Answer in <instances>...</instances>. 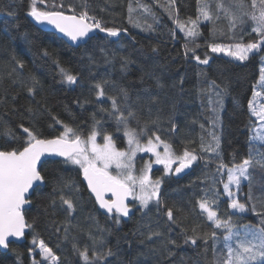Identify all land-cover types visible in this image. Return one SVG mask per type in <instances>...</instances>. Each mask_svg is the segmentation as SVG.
Returning <instances> with one entry per match:
<instances>
[{"label":"trees","instance_id":"1","mask_svg":"<svg viewBox=\"0 0 264 264\" xmlns=\"http://www.w3.org/2000/svg\"><path fill=\"white\" fill-rule=\"evenodd\" d=\"M30 2L31 0H0V7L10 6L16 10L15 17L7 15L6 11H0V149L23 145L26 134H22V129L19 127L21 124L34 130L42 139H51L60 135L63 126L56 124L52 119L53 116L73 127L86 138L91 131L94 112L97 114V120L102 116L105 117L103 131L99 136L103 137L105 132L109 133L113 136L116 146L119 149L124 148L126 138L123 130L117 132L114 122L108 121L106 113L99 111L101 105L97 103L95 94L91 90L92 85L107 76L118 85L129 86L133 97L137 90L149 88L153 95L160 96L161 103L153 105L151 113L146 108L140 109L141 124L149 118H154L157 115V108H161L162 139L169 142L177 154H182L187 149L205 157L195 162L183 177L173 178L170 175L165 177L162 184L165 204L173 208L181 227L187 229L189 235L192 234L193 227H198L202 238L198 240L197 245L185 244L183 236L180 235V227L171 225L173 231L167 232L165 225L168 222L164 214L167 207L161 208L157 213L153 205L149 213L153 219V227L158 220L165 236L177 239L178 246H170L172 255H168L167 252L161 251L164 246L161 240L154 238L151 242L140 244V238L132 234L141 226L142 220V213L138 210L139 205L136 202L129 205L132 209L130 218H123L120 225H115L107 215L97 209L95 200L92 197L89 199L90 194L85 188L78 168L61 165L60 171L57 172L54 171L55 165L44 163L42 170L46 172V183L37 191H33L29 197L31 205L25 212V218L28 223L33 224V228L28 229L23 243H10L7 252L0 251V264H32L34 260L40 264L43 260L39 248L41 240L59 257L60 264H83L73 252V237L81 248L86 244L89 245L90 254L91 241L87 233L92 231L98 235L97 224L101 228L108 227L112 230L108 239L109 246L113 247L114 251L117 241L121 240L119 258H110L113 264H196L197 261L199 264H210L213 258L210 233L213 228L206 216L200 214L196 201L203 194V190L209 187L206 174L211 176L215 173L218 161L213 158L208 163L206 159L208 154L200 151L201 137L208 139L213 118V113L208 108L207 97L202 96L200 90L207 89L213 80L221 86L225 83L230 86L228 95L224 97L223 108L219 111L220 123L216 131L220 135V152L224 163L230 166L233 159L239 163L248 154L251 126L255 122L248 101L252 99V92L260 76V56L241 64L222 54L211 53L207 47L208 43L230 44L235 41L229 39L226 34L227 20L222 19L218 22L223 32L217 31L214 34L210 31L212 24L202 21L199 27L201 35L196 41L200 47L196 48V54L201 58L207 54L211 59L208 65H197L196 61L191 59V53L185 56L184 34L176 28L165 10L168 0H45L42 5L37 2V6L42 10H58L71 15H79V12L84 10L82 5L86 2L89 15L100 20L102 26L121 30L119 38H106L105 33L98 31L94 33L93 39L87 44H80L79 47L37 26L27 15ZM250 2L251 0H245V3L250 4ZM225 3H228V0H225ZM130 4L134 9L132 22L129 21ZM141 4L151 8L152 16H147L145 19L147 14L139 7ZM177 14L181 20H187L188 17L195 18L196 0H175L173 15ZM137 23L142 27L153 23L154 27L145 31L142 27H137ZM251 26L250 20L243 26L245 43L256 38V34L251 32ZM5 31L7 35L4 34ZM25 32L29 34L28 40L22 38L21 34ZM172 32L176 33L175 39L172 38ZM236 32L239 39L241 26L238 25ZM111 40H117V43H109L108 41ZM121 45L123 48L120 47ZM153 46L158 48L157 53L151 51ZM101 48L109 52L118 49L119 54L109 64L105 62ZM43 49L48 51L47 57L43 56ZM120 55L129 56L134 61L129 65L126 73L120 71ZM89 57L93 60L90 61ZM20 60L25 65L22 70L17 68L16 64ZM55 61H59L60 66L72 74L78 75V84L68 85L62 82ZM14 68L16 71H13ZM17 72L22 74L17 75ZM145 73L152 75H145L144 83H141L140 77ZM33 75L39 80L34 95L27 91V87L31 85L30 77ZM155 77L160 78L162 89L156 87ZM181 79H183L182 84ZM258 89H261L260 86ZM106 91L109 95L115 94L111 86L107 87ZM102 106L108 108L110 101L105 100ZM29 108L33 109V113L28 111ZM170 119L171 123L177 125L174 133L170 131ZM8 129L14 131L18 139L6 140L5 133ZM146 139L147 137L143 138L142 142ZM253 148H259V151L264 152V146L253 145ZM65 168L68 170L64 171ZM61 174L65 178H74L81 188L79 194L81 203L77 205L72 218L71 235L67 241L63 239L62 227L59 232L52 227V221L59 224L66 219L58 199L55 208L51 205L50 194L53 184ZM252 174L254 198L249 200L247 183L237 196L240 202L247 206L248 210L244 214L229 209L222 185L215 186L221 193L218 215L226 217L227 214H232L234 218L242 216L239 221L241 224L259 223L260 216L264 215V168L256 167L252 170ZM151 176L153 178L163 176L161 167H154ZM217 179L220 177L217 176ZM224 179L226 180V173ZM216 231L219 239L222 240L221 230ZM205 233L209 234L206 251L203 239ZM125 234L128 235L131 246L121 239ZM150 249H156V252L153 253ZM43 264L50 262L43 261Z\"/></svg>","mask_w":264,"mask_h":264},{"label":"snow or ice","instance_id":"2","mask_svg":"<svg viewBox=\"0 0 264 264\" xmlns=\"http://www.w3.org/2000/svg\"><path fill=\"white\" fill-rule=\"evenodd\" d=\"M44 4L45 0H31L27 15L30 16L37 25H51L69 41L76 43L79 47L80 42L87 44L93 39V31L98 29L99 32L105 33L106 38H119L120 29L112 27H104L100 20L89 15L87 11V3L82 7L84 10L79 15H65L64 12L58 10H42L37 6ZM197 14L195 18L188 17L187 20H181L177 15H173L175 8V0H168L165 10L172 19L173 24L185 38V56L191 53V59L195 60L197 65H208L210 57L206 54L201 58L196 54V48L200 47L196 43L197 38L201 35L199 27L202 21L212 24L210 31L214 34L217 31L223 32L218 22L222 19L227 20L228 38L235 42L230 44L208 43L207 47L211 53L223 54L225 57L231 58L232 61L243 64L250 59L260 56V76L259 86L264 90V0H251L250 4L245 0H196ZM55 7V6H54ZM143 13L152 16V10L145 4L139 5ZM0 11H6L7 15L15 17L16 10L10 6L0 7ZM134 9L129 5V21L132 22V13ZM155 21V17L153 16ZM252 22L251 32L256 34L254 40L243 42V27L246 22ZM241 26V35L237 39V27ZM137 27H142L139 23ZM153 23H148L142 30H152ZM7 35V31L4 33ZM22 38L28 40L29 34L22 33ZM172 38H176V33L172 32ZM109 43H117V40L108 41ZM195 45V47H190ZM123 48V45L120 46ZM151 51L158 52V48L153 46ZM106 63H112L119 54L118 49L109 52L105 48H101ZM44 57L49 55L46 49L42 50ZM15 59V56H13ZM92 61L93 58L89 57ZM59 69V75L62 82L68 85L78 84V75L72 74L67 69L60 66L59 61H55ZM134 61L129 56L120 55V71L128 72L129 65ZM17 68L23 69L24 62L17 61ZM13 71H16L14 68ZM22 73L17 72V75ZM145 75L142 74L140 82L144 83ZM31 85L27 87L29 94L36 91L39 80L36 76H31ZM156 87L162 89L160 78L155 77ZM183 79H181V84ZM111 86L115 94L109 95L106 88ZM175 86V85H173ZM96 97V101L101 107L99 111L106 113L107 120L114 122L116 131L123 130L126 138L127 148H117L113 136L109 133L103 134V144L97 143V137L103 131V123L105 117L96 119V112L92 114V127L87 137H83L76 129L64 124L63 121L55 116L52 119L56 124L63 126L60 135L51 139L40 138L39 135L29 127L21 124L22 134H26V139L20 147L11 149H0V249H8L10 237L20 239L25 236V230L33 228V224L28 223L25 218L26 205L30 204V195L32 191H37L46 183V172L42 170L44 163H52L56 166L54 171L59 172L60 166L72 165L79 169V175H82L83 181L86 182L87 190L91 197L95 198V204L99 209L103 210L107 218L115 225H120L123 218H130L131 210L128 200L131 198L139 205V211L142 213L141 226L133 231V235L137 236L140 244L153 241V239L161 240L164 244L162 252L172 255L170 246H178V240L170 236H165L164 231L160 229L159 221L153 227V219L149 216L153 205L157 209V213L163 207H167L163 199L162 184L165 177L170 175H179L186 169L193 166L199 159L205 158L198 156L195 151L185 149L182 154H177L172 145L162 139L160 127L162 112L161 108H157V115L149 118L143 124L140 122V109L146 108L149 113L152 111L153 105L161 103L158 94L153 95L149 88H142L136 91L135 97L129 86L118 85L116 81L109 77H103L92 85L91 89ZM230 86L225 83L223 86L217 84L215 80L211 81L207 89H201V95L207 97L208 108L213 113L211 120V131L208 133V139L201 137L202 153H207V162L212 159L218 161L215 173L207 176L209 187L203 190V194L197 199L196 203L200 209L201 215H206V219L210 222L213 231L210 233L211 248L213 258L210 264H264V215L260 216L259 223L253 225L251 223L241 224L239 221L242 216L234 218L232 214L226 217L218 215V204L221 193L216 190L217 184L222 185L223 195L227 197V206L235 213L244 214L247 212L245 203L240 202L237 198L242 186L247 183L249 192V200L254 197L252 195L253 174L252 170L256 167L264 168V152L259 148L254 149L253 145L264 146V103H258L257 100L264 92L253 90L252 99L248 101V107L251 116L255 117L257 127L253 130L249 138V150L245 158L239 163L233 159L231 165L224 163L220 152V135L216 128L220 123L219 111L223 108L224 97L228 95ZM105 100L110 101V106L104 108L102 105ZM79 103V101H75ZM28 111L33 113V109ZM171 123V119L169 120ZM203 128V125H201ZM177 125L171 123V132H175ZM147 137L146 142H142ZM7 139H18L15 132L8 129L5 133ZM162 146L163 151L157 149ZM137 153H151L155 158L152 161H146L143 168L139 170V174L135 169V158ZM44 158V159H42ZM50 158V159H49ZM62 158V159H57ZM162 165L164 174L153 180L150 176L152 165ZM173 165H176L173 171ZM115 169V172L112 171ZM68 169L65 168L64 171ZM75 169H73L74 171ZM226 173V180L224 175ZM217 176L220 179H217ZM81 188L79 182L74 178H65L62 174L58 176L53 184L51 196V205L55 208L57 199L60 203L61 211L65 214V221L57 223L52 221V227L57 232L63 228L64 237L67 241L71 235V222L77 210V205L81 203ZM75 193L76 195H72ZM182 211V209H181ZM167 217L165 228L167 232L173 231L171 225L180 227V235L183 236L185 244L197 245L198 240L202 237L199 235L198 227H193L188 234V230L181 227L174 215L172 207H167L164 213ZM221 230L222 240L219 239L217 231ZM95 234L92 231L87 233L88 239L91 241V252L89 254V245L81 248L73 237V252L78 256L83 264H113L110 258L120 256V243L117 241L115 251L109 246L108 237L112 230L108 227H99L97 224ZM207 233L203 239L206 245L209 243ZM123 242L129 243L128 235L125 234L121 238ZM33 243H36L35 237ZM219 244V246H218ZM40 255L43 261H49L50 264H60L59 257L54 254L50 247H47L43 240L39 242ZM155 253L156 249H150ZM144 255V253H140ZM32 264H37L34 260ZM199 264V261L196 262Z\"/></svg>","mask_w":264,"mask_h":264},{"label":"rangeland","instance_id":"3","mask_svg":"<svg viewBox=\"0 0 264 264\" xmlns=\"http://www.w3.org/2000/svg\"><path fill=\"white\" fill-rule=\"evenodd\" d=\"M223 55V54H222ZM259 75H260V73H259ZM258 81H259V79H258ZM258 81H257V84H256V88H255V90H257V91H262V92H264V90H262V89H258V87H259V83H258ZM257 102L258 103H264V95H262L260 98H258V100H257ZM253 118H255V117H253ZM257 127V124H256V119H255V122H254V124L251 126V134L250 135H252V133H253V130L255 129ZM103 137H100V136H98L97 137V143H100V144H103ZM144 142H146V141H144ZM118 148V147H117ZM127 148V143H126V141H125V147L124 148H120V149H126ZM158 151H163V147L162 146H160L158 149H157ZM155 158L152 156V154L151 153H137V155H136V158H135V169H136V173L137 174H139V170L141 169V168H143V166H144V164H145V162L146 161H152V160H154ZM175 165H173V167H174ZM154 167H161V169H162V174H164V170H163V166L162 165H156V164H154L153 163V165H152V169L154 168ZM112 171L113 172H115V169H112ZM152 172V171H151ZM151 172H150V176H151ZM151 178L153 179V180H155L156 178H153V176H151ZM243 188L245 187V184L242 186ZM242 189V188H241ZM137 203V202H136ZM130 204H135V201H133L131 198H129V205ZM138 204V203H137ZM130 210H132L131 208H130ZM206 216V215H205ZM247 219H248V221H250V218H249V216H247Z\"/></svg>","mask_w":264,"mask_h":264},{"label":"water","instance_id":"4","mask_svg":"<svg viewBox=\"0 0 264 264\" xmlns=\"http://www.w3.org/2000/svg\"><path fill=\"white\" fill-rule=\"evenodd\" d=\"M65 15H71V14H66V13H64ZM31 20L36 24V22L31 18ZM37 25V24H36ZM37 26H39L41 29H43V30H45V31H49V32H53L54 34H56L58 37H60L61 39H63V40H65L67 43H69V44H71V45H73V44H76V43H73V42H71V41H69L68 40V38L67 37H65V36H63V34L62 33H59L53 26H51V25H37ZM99 30L98 29H96V30H94L93 31V34L92 35H94V33H96V32H98ZM80 44H84L83 42H80ZM79 44V45H80ZM42 159H44V158H42ZM50 159V158H49ZM57 159H62V158H57ZM176 166V165H175ZM175 166L173 167V171H174V168H175ZM190 171V168L189 169H186L183 173H181V174H179V175H172L173 176V178H180V177H183L184 175H186V173H188ZM81 179L83 180V177H82V175H81ZM84 182V181H83ZM84 184H85V188L87 189V185H86V182H84ZM88 191V190H87ZM33 193V191L31 192V194ZM90 194V193H89ZM31 196V195H30ZM93 198V200H95V198L94 197H92ZM128 202H129V200H128ZM31 205V202H30V204L29 205H26L25 206V208L27 209V207H29ZM96 207H97V209L101 212V213H103V214H105L104 213V211L103 210H101V209H99V207H98V205H96ZM106 215V214H105ZM124 219H126V218H124ZM28 232V229H26L25 230V234ZM10 239V241H12V243H23L25 240H26V235L24 236V237H22V238H20V239H17V238H14V237H10L9 238ZM0 251L1 252H7V249H0Z\"/></svg>","mask_w":264,"mask_h":264}]
</instances>
